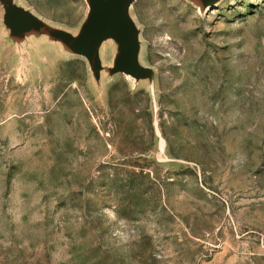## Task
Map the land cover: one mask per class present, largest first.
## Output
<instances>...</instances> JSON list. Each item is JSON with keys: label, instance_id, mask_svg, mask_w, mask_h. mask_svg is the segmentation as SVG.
I'll return each mask as SVG.
<instances>
[{"label": "rangeland", "instance_id": "obj_1", "mask_svg": "<svg viewBox=\"0 0 264 264\" xmlns=\"http://www.w3.org/2000/svg\"><path fill=\"white\" fill-rule=\"evenodd\" d=\"M15 3L72 35L88 12ZM3 14L0 264H264V0H133L140 80Z\"/></svg>", "mask_w": 264, "mask_h": 264}, {"label": "water", "instance_id": "obj_2", "mask_svg": "<svg viewBox=\"0 0 264 264\" xmlns=\"http://www.w3.org/2000/svg\"><path fill=\"white\" fill-rule=\"evenodd\" d=\"M203 10L219 0H189ZM86 18L76 35L50 26L15 0H0L3 20L14 40L25 35L46 36L59 42L69 53L83 56L96 80L102 70L109 74L122 73L135 80L150 79L152 70L139 62V29L129 14L133 0H85ZM111 40L116 47L112 66L104 67L99 57L102 44Z\"/></svg>", "mask_w": 264, "mask_h": 264}, {"label": "bare ground", "instance_id": "obj_3", "mask_svg": "<svg viewBox=\"0 0 264 264\" xmlns=\"http://www.w3.org/2000/svg\"><path fill=\"white\" fill-rule=\"evenodd\" d=\"M213 6H214V4H213V5H209L208 8H209V7H213ZM103 46H104V45H103ZM102 49H103V47H102Z\"/></svg>", "mask_w": 264, "mask_h": 264}]
</instances>
